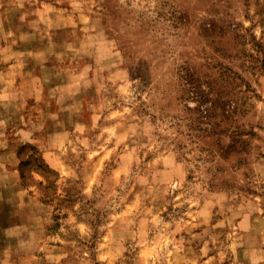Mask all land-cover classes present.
<instances>
[{"label":"rangeland","instance_id":"1","mask_svg":"<svg viewBox=\"0 0 264 264\" xmlns=\"http://www.w3.org/2000/svg\"><path fill=\"white\" fill-rule=\"evenodd\" d=\"M0 264H264V0H0Z\"/></svg>","mask_w":264,"mask_h":264}]
</instances>
